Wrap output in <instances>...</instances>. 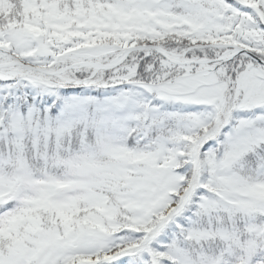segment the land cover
Masks as SVG:
<instances>
[{
    "label": "snow or ice",
    "instance_id": "snow-or-ice-1",
    "mask_svg": "<svg viewBox=\"0 0 264 264\" xmlns=\"http://www.w3.org/2000/svg\"><path fill=\"white\" fill-rule=\"evenodd\" d=\"M0 264H264V0H0Z\"/></svg>",
    "mask_w": 264,
    "mask_h": 264
}]
</instances>
